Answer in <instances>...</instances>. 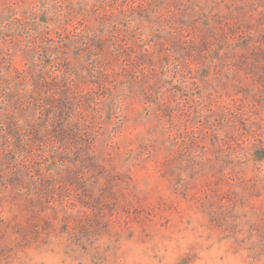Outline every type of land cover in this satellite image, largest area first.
<instances>
[{"label": "rangeland", "instance_id": "obj_1", "mask_svg": "<svg viewBox=\"0 0 264 264\" xmlns=\"http://www.w3.org/2000/svg\"><path fill=\"white\" fill-rule=\"evenodd\" d=\"M0 264H264V0H0Z\"/></svg>", "mask_w": 264, "mask_h": 264}]
</instances>
